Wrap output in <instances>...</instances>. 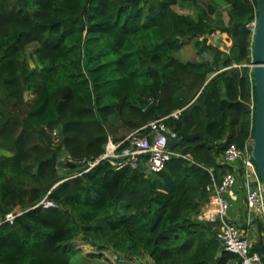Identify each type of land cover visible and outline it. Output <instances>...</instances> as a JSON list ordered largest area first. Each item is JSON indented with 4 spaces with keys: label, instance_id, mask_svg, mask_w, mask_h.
<instances>
[{
    "label": "trees",
    "instance_id": "16d2710c",
    "mask_svg": "<svg viewBox=\"0 0 264 264\" xmlns=\"http://www.w3.org/2000/svg\"><path fill=\"white\" fill-rule=\"evenodd\" d=\"M202 1L0 0V264H239L196 215L207 167L219 176L222 150L253 137L258 0H225V20ZM188 43L200 59L172 54ZM162 116L199 132L173 146L193 160L145 172L59 159H93L109 133Z\"/></svg>",
    "mask_w": 264,
    "mask_h": 264
},
{
    "label": "built area",
    "instance_id": "2783aa9c",
    "mask_svg": "<svg viewBox=\"0 0 264 264\" xmlns=\"http://www.w3.org/2000/svg\"><path fill=\"white\" fill-rule=\"evenodd\" d=\"M252 30V45L250 59L253 64V33L256 18L249 24ZM253 66V65H252ZM178 111L172 115L176 116ZM165 116L150 120L146 124L131 129L119 139L108 134L103 152L93 158L75 159L69 153H62L60 161L71 162L82 166L84 171L105 161L114 170L123 167L137 168L143 166L145 172L161 170L173 156L193 160L191 154H183L166 144V134L174 135L164 122ZM56 131L52 130V135ZM253 142L248 138L242 146L236 143L228 144L218 157V161L227 168L216 176L212 167H207L211 180L206 184L207 200L197 213V218L203 221L215 222L216 238L221 246L238 257L239 264H264V259L258 251L252 250L257 237L261 236L264 243V230L261 231L258 222L264 228V188L258 169L252 157ZM243 201L244 219L240 222L232 215V203ZM45 206L52 205L49 200H41ZM16 214L8 212L6 220H12ZM255 237V238H254Z\"/></svg>",
    "mask_w": 264,
    "mask_h": 264
},
{
    "label": "water",
    "instance_id": "95a60500",
    "mask_svg": "<svg viewBox=\"0 0 264 264\" xmlns=\"http://www.w3.org/2000/svg\"><path fill=\"white\" fill-rule=\"evenodd\" d=\"M253 73L256 93L255 127L252 137V157L264 188V0H258L256 26L253 33ZM199 132L166 134V144L176 146L183 140L193 139ZM259 251L264 254V243L259 237ZM221 251L218 256L221 255Z\"/></svg>",
    "mask_w": 264,
    "mask_h": 264
},
{
    "label": "rangeland",
    "instance_id": "374dc122",
    "mask_svg": "<svg viewBox=\"0 0 264 264\" xmlns=\"http://www.w3.org/2000/svg\"><path fill=\"white\" fill-rule=\"evenodd\" d=\"M209 0H203L201 2V5L204 6L206 5V3H208ZM216 4H217V9L219 10L222 18L225 20L227 18V9H228V4L225 2V0H213ZM184 12H193L191 7H184L181 9ZM213 42L215 44H217L218 46H221V44L223 43L221 40V34L218 33L215 37H213ZM172 54L175 55L176 57H178L179 59H192V60H198L201 58L200 54L195 52V48L192 46L191 43H188L186 45H183L181 48L173 50ZM205 58H210L211 53L210 52H206L205 55H203ZM249 67H253L252 62H248L246 63ZM239 66V65H245V63L242 64H237V63H232L231 66ZM113 116V115H112ZM112 116L110 118H112ZM117 124H113L110 131L112 132V134L114 136H121L123 135L126 131L122 128L118 131H116ZM259 173V171H258ZM60 174H62V176L68 175L69 173H67L66 171L62 170L60 171ZM73 174V173H72ZM200 210V209H199ZM197 217V216H196ZM214 237L216 238V230L214 231ZM217 239V238H216ZM218 240V239H217ZM219 241V240H218ZM219 253V252H218ZM218 255V254H217ZM74 264H115L117 263V259L112 257L111 260H109L107 263L106 261L101 262V261H96V263L94 261H86L81 257H76V259L74 260Z\"/></svg>",
    "mask_w": 264,
    "mask_h": 264
},
{
    "label": "crops",
    "instance_id": "0c3cea01",
    "mask_svg": "<svg viewBox=\"0 0 264 264\" xmlns=\"http://www.w3.org/2000/svg\"><path fill=\"white\" fill-rule=\"evenodd\" d=\"M111 117V116H110ZM108 118V121L107 123L108 124H115V118L112 116V118ZM232 215H236L237 219L242 222L243 219H244V214H243V201L242 199H239V201H236L234 203H232L231 207H230V212H229ZM258 224H261V222H258ZM260 228V227H259ZM261 237V236H259ZM259 237L255 238L257 241L259 239Z\"/></svg>",
    "mask_w": 264,
    "mask_h": 264
}]
</instances>
